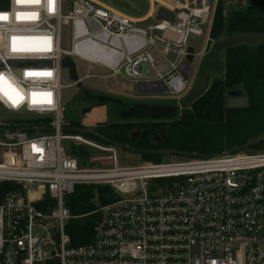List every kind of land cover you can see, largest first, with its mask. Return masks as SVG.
I'll use <instances>...</instances> for the list:
<instances>
[{
  "label": "built area",
  "instance_id": "built-area-1",
  "mask_svg": "<svg viewBox=\"0 0 264 264\" xmlns=\"http://www.w3.org/2000/svg\"><path fill=\"white\" fill-rule=\"evenodd\" d=\"M150 1L143 18L101 0H72L67 11L64 0H8L0 8L7 17L0 19V76L11 85L0 84V104L49 114L35 122L0 117V181L18 185L0 200V264H264V149L122 166L117 146L67 130V56L126 76L137 93L176 96L183 108L190 36L208 25L195 60L214 41L219 0ZM160 7L174 20L139 25ZM65 140L106 152L113 166L82 165ZM79 184H106L118 197L96 209L93 240L76 246L66 232L74 217L66 197Z\"/></svg>",
  "mask_w": 264,
  "mask_h": 264
},
{
  "label": "trees",
  "instance_id": "trees-1",
  "mask_svg": "<svg viewBox=\"0 0 264 264\" xmlns=\"http://www.w3.org/2000/svg\"><path fill=\"white\" fill-rule=\"evenodd\" d=\"M228 2L234 5L231 10L226 8ZM7 3L8 0H0V8L6 7ZM234 34H264V0H219L211 38L218 42ZM216 62L217 58L213 60L212 72L216 70ZM208 64L207 60L205 67ZM223 70L224 77L214 78L194 102L182 110L178 109L172 118H137V121L128 118L104 123L100 130H95L138 149L143 162L162 158L163 155L150 152L153 149L208 155L243 145L264 131V41L239 43L227 48ZM236 88L244 90L249 96L247 106H228L227 92ZM116 107L114 112L122 108L120 104ZM73 126L79 125L71 124L70 127ZM85 135L109 144L90 134ZM262 149L264 139L244 151ZM97 151L84 144L74 145L73 148V154L82 165H93L91 159L98 155ZM17 187L14 182L0 181V200L7 191ZM117 197L106 184L76 186L75 192L66 197L70 212L78 216L72 217L66 224V232L73 245L93 240L94 227L99 218L94 210Z\"/></svg>",
  "mask_w": 264,
  "mask_h": 264
},
{
  "label": "rangeland",
  "instance_id": "rangeland-1",
  "mask_svg": "<svg viewBox=\"0 0 264 264\" xmlns=\"http://www.w3.org/2000/svg\"><path fill=\"white\" fill-rule=\"evenodd\" d=\"M72 0H64L65 11L70 9ZM106 4L119 9L133 17H141L145 15L151 9L150 0H138L140 6L138 8H133L127 3L121 2L120 0H101ZM234 7L232 3H226L227 10H231ZM228 12V11H227ZM156 15L149 17L147 20L142 21L139 25L146 26L151 23L157 22ZM204 33L202 35L192 34L190 36V45L195 47L198 51L202 50L207 43V30L208 25L203 26ZM70 33L67 28L63 29V47L70 46ZM216 41H211L206 53L199 55L193 61V69L190 76V90H192L197 76L205 68V63L212 53H216L217 62L216 70L211 72L210 80L211 82L214 78L224 77L225 70H223V63L225 59L226 50L215 52ZM77 66L78 76L82 80V85L80 87L76 85H70L73 81L70 76V70L67 67H63L62 70V80L66 85L62 89V103L65 106V119L71 124H78L82 127H88L93 130H100L101 125L111 121H122L126 119L123 115L121 117L119 114H115L112 111L116 109V104L113 102H99L98 100H89L85 97V94H94V95H109L116 98H119L122 102L130 104L134 101L138 102H170L176 104V96L167 95V94H140L137 93L136 84L134 81L128 79L126 76H106L109 74V71L99 65L89 64L79 58H73ZM159 61V60H158ZM90 74L91 76H86ZM182 110V108H179ZM126 114V112H124ZM130 121H137V118H130ZM18 121H40V119H18ZM1 137V134H0ZM79 145V143H76ZM84 144V143H83ZM74 142L71 140H65L63 146L66 152L70 155L73 154ZM85 145V144H84ZM260 150H249L248 152H256ZM98 159L94 162L93 165L100 167H110L113 166V161L108 160L106 157L102 156L107 155L105 152L97 151ZM118 158L119 163L122 166H133L142 163L140 154L128 149H118ZM191 157L180 155V154H167L163 155L162 158L154 162H170V161H179L187 160ZM147 162V161H145ZM153 162V161H151ZM153 181L152 183H154ZM97 199V198H96ZM96 211V210H94ZM75 217V216H74ZM78 217V216H77ZM68 223V222H67Z\"/></svg>",
  "mask_w": 264,
  "mask_h": 264
},
{
  "label": "water",
  "instance_id": "water-1",
  "mask_svg": "<svg viewBox=\"0 0 264 264\" xmlns=\"http://www.w3.org/2000/svg\"><path fill=\"white\" fill-rule=\"evenodd\" d=\"M121 2L127 3L133 8H138L140 6V2L138 0H120ZM174 13L165 7H160L157 12H156V18L157 19H169L171 21L174 20ZM264 41V34H234L230 35L228 37H225L218 42H216V51H223L226 50L227 48L239 44V43H258ZM189 54L187 56L188 61L192 63L194 61V53H195V48L193 46H190L188 48ZM216 57V53H213L209 58V64L204 68V70L197 76L195 84L190 92H188L183 98L180 100V105L182 107L187 106L194 102L203 92L204 90L208 87L210 84V74L212 72V63L213 60ZM63 65L70 70V76L75 83L76 86L80 87L82 85V80L78 76L77 73V66L75 61L71 57H65L63 60ZM228 95L230 96L229 101H228V106L233 108V107H240V106H247L249 103V98L247 96H244V92L242 89H230L228 90ZM97 98L99 102H114L121 104L122 101L119 98L109 96V95H97ZM139 108H145L153 111H162L160 114H154V118H159V117H168L172 118L175 116L177 110L180 108L179 105H174V106H169V105H157V104H150L146 102H139L138 104ZM49 116V114H40V113H17L13 112L11 110L6 109L0 104V117H4L7 119H32V118H39V117H46ZM69 131H74V132H82L86 134H90L96 138H99L100 140H103L105 142L111 143L118 148L121 149H128L130 151L138 152L139 150L136 148H133L129 145H125L123 143H120L118 141H115L111 138H108L96 130H93L88 127H82V126H73L67 128ZM264 138V131L257 135L256 137L252 138L250 141L243 145H239L236 147H233L227 151L220 152V153H212V154H201L198 152H189V151H179L175 149H153L150 150V152L154 154H161V155H167V154H180L188 157H213V156H222L224 154H229V153H236L243 151L250 146L256 144L257 142L261 141ZM143 151V150H140Z\"/></svg>",
  "mask_w": 264,
  "mask_h": 264
},
{
  "label": "flooded vegetation",
  "instance_id": "flooded-vegetation-1",
  "mask_svg": "<svg viewBox=\"0 0 264 264\" xmlns=\"http://www.w3.org/2000/svg\"><path fill=\"white\" fill-rule=\"evenodd\" d=\"M214 51H216V49ZM216 58H217V56L215 57V59ZM243 92H244V96H247L249 98V96L245 93L244 90H243ZM85 97L89 100H92V101L98 100L97 95H94V94L91 95V94L86 93ZM229 98H230V96L228 95V92H227V103L229 101ZM144 102L150 103V104H157V105H164V104L169 105V106L175 105V104L170 103V102H148V101H144ZM103 103H105V102H103ZM138 103H139L138 101H134L130 104L122 102L120 104V106L122 108L118 112H116V111L115 112L112 111V112L115 114L116 113L119 114L120 117H121V115H123V116L125 115L124 117L126 119H128V118L129 119L130 118H154L153 117L154 114L162 113V111H153V110H149V109H145V108H139L137 105ZM116 104H118V103H116ZM124 112H126V114Z\"/></svg>",
  "mask_w": 264,
  "mask_h": 264
},
{
  "label": "snow or ice",
  "instance_id": "snow-or-ice-1",
  "mask_svg": "<svg viewBox=\"0 0 264 264\" xmlns=\"http://www.w3.org/2000/svg\"><path fill=\"white\" fill-rule=\"evenodd\" d=\"M0 19H7V17L6 16H3V17H0ZM14 50L30 51V50H33V49H14ZM36 50L47 51L49 49L48 48H44V49H36ZM27 75H29V76H50L51 73H48V72H44V73H32V72H30V73H27ZM0 84L6 86V88H11V85L8 84V82L6 80H4L2 76H0ZM5 94H7V92ZM48 95H50V94H48ZM47 102L48 103H51L50 100L47 101Z\"/></svg>",
  "mask_w": 264,
  "mask_h": 264
},
{
  "label": "crops",
  "instance_id": "crops-1",
  "mask_svg": "<svg viewBox=\"0 0 264 264\" xmlns=\"http://www.w3.org/2000/svg\"><path fill=\"white\" fill-rule=\"evenodd\" d=\"M149 13H150V10L145 15H143L141 17H136V18H143L144 16H147Z\"/></svg>",
  "mask_w": 264,
  "mask_h": 264
}]
</instances>
